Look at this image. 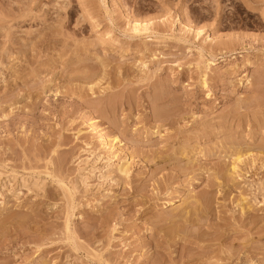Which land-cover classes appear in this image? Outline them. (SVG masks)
Wrapping results in <instances>:
<instances>
[{"label": "rangeland", "instance_id": "374dc122", "mask_svg": "<svg viewBox=\"0 0 264 264\" xmlns=\"http://www.w3.org/2000/svg\"><path fill=\"white\" fill-rule=\"evenodd\" d=\"M117 1L0 0V264H264V0Z\"/></svg>", "mask_w": 264, "mask_h": 264}, {"label": "bare ground", "instance_id": "6f19581e", "mask_svg": "<svg viewBox=\"0 0 264 264\" xmlns=\"http://www.w3.org/2000/svg\"><path fill=\"white\" fill-rule=\"evenodd\" d=\"M114 5H115L114 8H116V9L121 8V7H119V2H118L117 0H115ZM92 19H93V18H92ZM92 19H91V20H92ZM132 22H133V21H132ZM143 25H144V24H143ZM137 26H138V25L134 23V28H137ZM138 28H141V27H138ZM143 29H145V28H143ZM146 29H147V26H146ZM198 31H199V30H198ZM196 32H197V31H196ZM199 33H200V32H199ZM200 34H201V33H200ZM103 35H104V36H107V35H109V34H108V33H105V34H103ZM103 35H102V36H103ZM176 213H177V212H176ZM188 214H189V213H188ZM178 228H179V227H178ZM177 232H178V231H177ZM172 234H173V233H172ZM164 235H165V234H164ZM167 235H168V234H167ZM169 235H170V234H169ZM168 237H169V236H168Z\"/></svg>", "mask_w": 264, "mask_h": 264}]
</instances>
